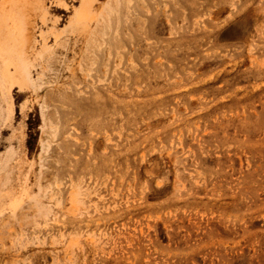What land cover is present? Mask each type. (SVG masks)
Returning a JSON list of instances; mask_svg holds the SVG:
<instances>
[{"label": "rangeland", "instance_id": "rangeland-1", "mask_svg": "<svg viewBox=\"0 0 264 264\" xmlns=\"http://www.w3.org/2000/svg\"><path fill=\"white\" fill-rule=\"evenodd\" d=\"M79 5H28L0 264H264V0Z\"/></svg>", "mask_w": 264, "mask_h": 264}, {"label": "bare ground", "instance_id": "bare-ground-1", "mask_svg": "<svg viewBox=\"0 0 264 264\" xmlns=\"http://www.w3.org/2000/svg\"><path fill=\"white\" fill-rule=\"evenodd\" d=\"M91 1L93 0H80V5L77 9L74 10V17L72 18L71 22L79 21V20L82 21L87 17L88 12H89V3H91ZM31 2L32 0H0V99L5 100L8 104L9 110H12V111H13V105H12L13 102H12L11 95H10L11 88L13 86H18L20 88L24 86L23 84L25 82V76H24L23 71H25L26 57L28 53H31L29 51L31 48H34V45H35V38L30 32L29 26H28V22H29L28 5L31 4ZM43 11H44V14H46V10L43 9ZM74 26H76V23ZM13 146L14 145H12V147ZM14 148L15 147H13V149ZM12 151L13 150H11L10 153ZM22 152H23V144L20 141L19 150L17 151L18 155H17V158L14 159L15 165L13 167V168L17 167V170L20 173H22V170H23L22 167H23V159H24L23 156L24 155ZM8 153L9 152L7 150V154ZM6 159H7V162H9L10 158L9 159L6 158ZM8 172L10 173V175H8L7 179L11 178V173L13 172V169ZM16 191L18 190H16L14 187H10L8 191L5 193L10 198L9 205L12 206L13 208L18 199L17 193L19 191L18 192Z\"/></svg>", "mask_w": 264, "mask_h": 264}]
</instances>
